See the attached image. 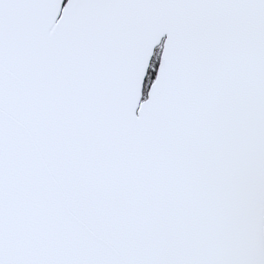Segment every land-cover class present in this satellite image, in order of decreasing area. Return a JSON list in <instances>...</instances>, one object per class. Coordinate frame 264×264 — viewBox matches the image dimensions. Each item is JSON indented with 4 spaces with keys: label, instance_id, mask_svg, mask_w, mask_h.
Instances as JSON below:
<instances>
[{
    "label": "snow or ice",
    "instance_id": "obj_1",
    "mask_svg": "<svg viewBox=\"0 0 264 264\" xmlns=\"http://www.w3.org/2000/svg\"><path fill=\"white\" fill-rule=\"evenodd\" d=\"M0 264H264V0H0Z\"/></svg>",
    "mask_w": 264,
    "mask_h": 264
}]
</instances>
